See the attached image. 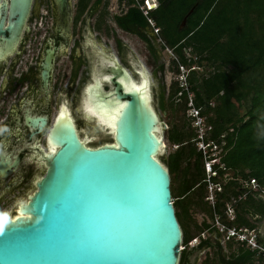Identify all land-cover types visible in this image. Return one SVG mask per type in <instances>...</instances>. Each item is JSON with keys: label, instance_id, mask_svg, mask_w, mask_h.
Wrapping results in <instances>:
<instances>
[{"label": "water", "instance_id": "water-1", "mask_svg": "<svg viewBox=\"0 0 264 264\" xmlns=\"http://www.w3.org/2000/svg\"><path fill=\"white\" fill-rule=\"evenodd\" d=\"M32 4L0 0L4 54L28 29ZM51 5L57 29L68 37L71 0ZM88 16L82 24L89 36ZM51 57L48 53V69ZM112 61L115 87L106 90L102 77H94L82 97L84 117L99 127L83 133L88 139L80 137L68 105L55 116L47 133L49 151L43 152L44 175L16 213L0 221V264H179L183 230L169 167L161 158L166 144L152 79L144 67L135 79ZM163 248L166 253L159 254Z\"/></svg>", "mask_w": 264, "mask_h": 264}, {"label": "flooded vegetation", "instance_id": "flooded-vegetation-1", "mask_svg": "<svg viewBox=\"0 0 264 264\" xmlns=\"http://www.w3.org/2000/svg\"><path fill=\"white\" fill-rule=\"evenodd\" d=\"M99 1L95 0L94 6ZM140 3H144V0H134L132 5L139 7ZM132 5L128 4L127 10L122 15L114 16L116 26L112 25V28L116 37V54L112 53V50L108 49L109 47H99L97 45L98 40L94 42L90 34L89 36L82 34L83 42L69 48L73 36V16L70 35L67 37L56 27V10L52 31L42 40L41 45L36 47V50L32 42V39H35L31 35L33 34L32 28L27 24L30 15L26 22L28 29L24 28L13 51L4 54L6 48L0 43V209L6 208L8 210L0 212V221L6 214L16 213L19 204L26 202L29 195L36 190V179L44 175L46 171L43 152L49 151L47 133L61 107L63 105L69 106L77 131L80 137L85 139L87 137L81 131L80 122H87L90 119L83 115L82 97L86 86L94 81V77L95 79L103 78H101L103 80L102 85L106 90L113 89L115 85L110 81L111 77H114L111 72V68L115 67L113 58H116L133 78L141 77L140 72L143 70V65L138 63L130 46L123 43L121 36L117 34V30L135 35L144 43V47L147 48L148 54L153 60L160 61L163 58L162 46L156 41L158 36L155 35L151 25L134 19L130 15ZM38 6L37 3H34L30 13L37 15L39 13ZM93 11L94 9H91L89 15ZM48 53L52 56L49 69L46 65ZM62 55H66L72 61L68 81L69 87L67 90L57 89L54 99L55 114L51 117V101L54 89L58 88L65 79L57 72L58 59ZM80 70L83 71L81 79L83 85L80 83L77 91L79 99L74 106L73 103L70 104L66 101L65 96L67 91L72 89ZM102 74L109 75V78L104 79ZM150 77L153 76L150 75ZM74 109L78 110L79 115H74ZM37 118H43L45 122L41 123L40 120L35 122ZM90 122L93 127L99 128L95 122ZM202 164L201 159L198 164L200 169H195L197 173H200L199 179L193 185L192 191L207 187V176ZM215 179L217 177L212 178L214 181ZM256 195V192H250L243 188L236 201L241 204ZM194 199L192 197V206L195 204ZM244 210L245 218L250 225H234L233 227L243 229L245 232L250 231L252 235L258 237V215L247 207ZM237 215L238 213L235 215V219L238 217ZM204 229L213 231V224L209 225L204 222ZM193 237L198 238L190 245L191 249L184 252L183 255L181 254L179 264H247L250 259L248 252H244L241 247L226 248L227 243L233 241L231 237L224 240L221 238L222 235L218 234V237L214 239L210 233L208 235L203 234V236L194 235ZM261 244L264 245V242ZM210 247L211 249H207Z\"/></svg>", "mask_w": 264, "mask_h": 264}, {"label": "trees", "instance_id": "trees-1", "mask_svg": "<svg viewBox=\"0 0 264 264\" xmlns=\"http://www.w3.org/2000/svg\"><path fill=\"white\" fill-rule=\"evenodd\" d=\"M126 1L130 5L134 3V0ZM158 2L156 9L149 10L148 16L159 28V37L164 40V46L176 51L181 58L180 62L186 66H190L192 59H187L182 50L190 47L198 56L199 64L205 62L215 68L202 77L200 82H197L195 71L191 70L188 82L194 93V105L200 108L202 116L208 115L206 123L213 125L208 131L207 139L219 142L220 135L229 126L233 128L225 135L226 152L223 162L226 170L220 172L224 174L232 170L244 178H255L264 183V0ZM193 6L194 10L187 17L186 24L181 27L183 18ZM130 15L149 24L137 6L130 7ZM243 104L247 107L246 112L239 115L237 106ZM186 135L183 131L174 129L170 140L180 146L168 161L162 158L169 167L171 182L179 160L185 154L191 157L196 153L193 166L196 170L200 169L198 164L201 162V154L196 152L194 143L193 148L186 151ZM197 181L195 179L191 183L185 180L178 195L181 197L180 203L174 200L177 218L178 212L180 213L178 208L191 192L194 193L192 188ZM226 181V188L229 189V193L223 194L226 199L243 191V188L237 189L234 179ZM230 183L232 184L228 185ZM239 205L242 210L239 208L238 217L230 220L231 225H250L245 218V207L264 217V201L261 199L251 197ZM216 206L218 208L219 203ZM183 210L187 211L185 204ZM191 238L185 237L183 243ZM247 252L248 255L252 254L250 249Z\"/></svg>", "mask_w": 264, "mask_h": 264}, {"label": "rangeland", "instance_id": "rangeland-1", "mask_svg": "<svg viewBox=\"0 0 264 264\" xmlns=\"http://www.w3.org/2000/svg\"><path fill=\"white\" fill-rule=\"evenodd\" d=\"M71 0L72 11H73V23H72V32L73 36L70 41V47L74 45H80L83 42V24L82 21L87 17L91 9L94 11L91 15L88 16L87 25L90 37L94 42L98 40L99 47H109L108 49L112 50V53L116 54L115 47V33L112 25H115L114 16L122 15L128 8V4L126 0H100L99 3L94 6L95 0ZM34 3H37L39 13L35 15L34 13H30L29 20L27 24L32 28L33 37V47L36 50L37 46H40L42 40L47 37L52 31V19H55V11L51 5V0H33L32 8ZM116 26V25H115ZM114 26V27H115ZM116 29H118L116 27ZM117 34L121 36L123 43H127L133 53L136 55L138 63H141L145 70L148 71L152 79L153 85V100L154 106L158 112V115L162 122V130L161 135L165 141V148L163 153L161 154V158H164L168 161L171 158V155L177 150L180 146L179 144H175L170 140V135L172 134L174 129H178L186 133L185 136V147L186 151H189L193 148V143L195 144V139L197 138L198 128H195L191 121L192 117L188 113V107L190 103L191 97L194 98V93L189 88V82L187 80L188 91L182 90L181 77L179 74V64L176 60L175 56L178 59H181L179 54L176 51H172L174 55H172L167 48L164 46L163 41H160V38L157 37L156 41L159 45L162 46V56L163 58L160 61L153 60L147 51V48L144 47V43H142L135 35L122 33L117 30ZM156 35V34H155ZM165 43V42H164ZM171 49V48H170ZM172 50V49H171ZM70 51V50H69ZM183 54L188 59H192L190 65H195L197 69H195V77L197 78V82H200L201 78L207 76L210 71L215 70L214 67L209 66L205 62L199 64L198 56L192 52L190 47L183 48ZM72 61L66 56L62 55L58 59V69L57 72L61 77H65V79L59 84V87L54 89L53 98L51 101V117L55 114V103L54 99L57 94V89H68V81L69 75L71 71ZM199 66V67H198ZM80 70L75 79V83L72 89L67 91L66 101L68 103L74 102L76 104L78 102V89L80 87L82 73ZM64 73L65 76H64ZM84 77V76H83ZM81 83V84H80ZM83 85V84H82ZM177 89H180L178 92ZM214 105V102H212ZM75 106V105H74ZM246 105L237 106V111L239 115H243L246 112ZM74 115H78V110L74 109ZM208 117L207 114L202 116V119ZM81 131L82 133H92V123L90 121L81 122ZM230 130H225L223 134H227ZM220 139H225L221 136ZM196 147V145H195ZM196 152H198L196 147ZM226 149L223 150L222 156H224ZM195 154L193 156L188 157L187 154L182 156L179 160L178 167L175 169L173 173V178L171 182L172 195L174 196V200L180 203L179 191L182 188L185 180H189V182H194L195 179L198 180V174L196 173L193 163ZM192 160V162H191ZM223 160V159H222ZM203 163V161H202ZM202 169V166H201ZM196 176V178H195ZM229 176L233 177L234 181H236L237 189L244 188L247 190H252L251 187L245 186V181L247 178H244L242 175L235 174L234 171H229ZM229 179V178H228ZM227 179V180H228ZM215 183H221L223 185V189L221 195L220 191L215 188L217 184L214 185L213 189H209L204 187L203 189L197 188L194 193H190L185 202L178 208L180 213L178 212V220L182 226L183 233L187 239L191 238L194 235L209 233L212 234V237L216 239L218 234L222 235V239L227 238L228 230L227 227H233L230 222V216L228 215V209L230 212H234V215L238 213V210H242V206L238 204V195H234L231 199H226V193H229V189L226 188V179L221 177H217L214 181ZM232 183L228 184L231 185ZM227 189V190H226ZM258 193L253 198L255 200H263L264 197L262 193H264V183L259 182ZM20 194V193H19ZM22 194V193H21ZM23 195V194H22ZM20 195V196H22ZM180 197V198H179ZM192 197H194L195 204L192 206L191 201ZM183 201V200H182ZM217 203H219V207L217 208ZM186 205L187 211L184 212L183 205ZM233 205V206H232ZM216 206V208H215ZM217 209V211L215 210ZM8 211L6 208L0 209V212ZM192 213V214H191ZM213 215V216H212ZM219 220V221H218ZM205 224H213L214 230H205ZM264 223V217L258 216V240L260 243L264 242V233L261 231V226ZM222 229V230H221ZM246 235L249 237L252 235L250 231L246 232ZM183 237V240L185 239ZM233 241L228 242L227 249H234L235 247H241L244 252H247L248 248L245 243L242 245L236 240V237L232 238ZM184 242V241H183ZM187 244V243H185ZM225 245V244H223ZM225 249V246H223ZM192 247L187 244L186 248L182 250V255L184 252L188 251ZM207 249H211L207 248ZM251 250V249H250ZM252 254L249 255V261L247 264H264V251L262 250H251Z\"/></svg>", "mask_w": 264, "mask_h": 264}, {"label": "built area", "instance_id": "built-area-1", "mask_svg": "<svg viewBox=\"0 0 264 264\" xmlns=\"http://www.w3.org/2000/svg\"><path fill=\"white\" fill-rule=\"evenodd\" d=\"M136 1H140V0H136ZM139 8L142 11L143 15L146 17L149 25L152 26L154 33L159 37V28L157 26H155V22L148 16L149 10H151V6L149 3V0H144V3H140L139 4ZM160 38V37H159ZM160 41L161 38H160ZM167 50L172 54V50L167 47ZM176 60L178 61L179 64V74H180V79L182 80V90L188 91V85H187V80H188V73L191 70H195L197 69L195 65H190V66H186L183 63L180 62V60L175 56ZM190 60V58H188ZM199 67V66H198ZM188 113L189 115L192 117V125L195 128H198V133H197V138L195 139V145L197 147L198 152L201 154V159L203 161V169L206 173L207 176V188L208 190L213 189V186L215 184H217L218 182H214V180H212L213 177H221L223 179H231L233 177L229 176V173L226 172L224 174H222L220 171L222 170H226V166L223 162V156H222V152L225 149V144L226 141L225 139H221L219 142H217L216 140L213 139H207V135H208V131H210L213 128V125L210 123H206L205 119H202V115L200 112V108L196 107L194 105V101H193V97H191L190 99V103H189V107H188ZM232 127L229 126L228 130L232 131ZM224 137L225 138V134H221L220 138ZM225 155V154H224ZM245 181V186L247 187H251L253 188V191L258 193V188H259V182L257 179L255 178H248ZM214 184V185H211ZM216 189H218L220 192L223 189V185L221 183H218L217 186H215ZM248 191H252V190H248ZM264 192V191H263ZM233 206V205H232ZM234 210V209H233ZM230 212L228 209V215L230 216V220L235 219V215L234 212ZM219 221V220H218ZM222 230V229H221ZM228 230V234L227 237H231L234 238L236 237V240L239 243H245L246 246L248 248H250L251 250H262L264 251V245L261 244L258 240L257 235H251V236H247L246 232L243 229H236L235 227H227ZM203 236V234H202ZM199 237V236H198ZM198 237H192L187 244L188 245H192L196 239ZM187 244L183 243L182 241V245H181V249L184 250L187 246Z\"/></svg>", "mask_w": 264, "mask_h": 264}, {"label": "crops", "instance_id": "crops-1", "mask_svg": "<svg viewBox=\"0 0 264 264\" xmlns=\"http://www.w3.org/2000/svg\"><path fill=\"white\" fill-rule=\"evenodd\" d=\"M149 2H151L152 5H153V7L151 8L150 11H153L154 9H156V7L158 6V3H159L158 0H149ZM194 7H195V6L192 7L193 10H194ZM190 10H191V9H190ZM190 10H189V11H190ZM193 10H192V11H193ZM187 14H188V13H187ZM187 14H186V15H187ZM186 15H185V16H186ZM188 16H189V14H188ZM188 16H187V17H188ZM183 19H184V18H183ZM182 22H183V20H182ZM186 22H187V19H186ZM186 22H185V24H186ZM185 24L181 23V27H183Z\"/></svg>", "mask_w": 264, "mask_h": 264}, {"label": "bare ground", "instance_id": "bare-ground-1", "mask_svg": "<svg viewBox=\"0 0 264 264\" xmlns=\"http://www.w3.org/2000/svg\"><path fill=\"white\" fill-rule=\"evenodd\" d=\"M149 3H150V6H151V8H152V7H153L152 3H151V2H149ZM81 109H82V111H83V113H84V110H83V99H82ZM59 113H61V110H60ZM89 119H91V118H89ZM163 141H164V139H163ZM164 143H165V141H164Z\"/></svg>", "mask_w": 264, "mask_h": 264}, {"label": "snow or ice", "instance_id": "snow-or-ice-1", "mask_svg": "<svg viewBox=\"0 0 264 264\" xmlns=\"http://www.w3.org/2000/svg\"><path fill=\"white\" fill-rule=\"evenodd\" d=\"M58 119H59V118H58ZM53 151H54V150H53ZM161 251H162L163 254H165L166 251H167V249H166V248H163L162 250L158 249L159 254H161Z\"/></svg>", "mask_w": 264, "mask_h": 264}]
</instances>
